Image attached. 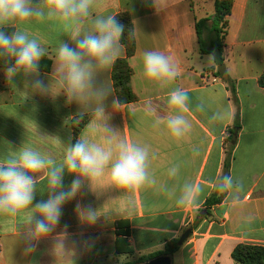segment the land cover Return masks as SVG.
<instances>
[{"label":"crops","instance_id":"1","mask_svg":"<svg viewBox=\"0 0 264 264\" xmlns=\"http://www.w3.org/2000/svg\"><path fill=\"white\" fill-rule=\"evenodd\" d=\"M159 4L157 12L152 0H97L94 13L116 16L127 12L131 16L136 50L129 65L137 100L111 104L112 98L117 99L113 65L99 73L98 83L102 81L111 89L108 111L121 136L149 147L150 171L157 183L127 194L111 187L85 188L64 205L60 224L40 238H33V225L26 214L0 215V264H133L140 257L163 251L188 229L192 234L170 257L172 264H236L232 253L238 245L264 247V88L258 84L264 72V0H233L223 50L225 73L221 75L234 86V94L216 74L219 67L214 59L199 52L195 23L214 13V1L159 0ZM17 27L41 39L51 64L49 71L40 70V74L51 91L46 96H33L26 86L16 91L5 79V67H0V160L29 146L59 163L63 147L55 144V138L65 145L73 142V119L88 118L86 126L91 118L84 105L67 101L55 72L59 43L72 42L63 27L52 21L33 20ZM146 51H161L177 66L178 75L168 87L161 88L144 77ZM125 57L124 49L118 59ZM26 79L17 77V85ZM176 88L189 96L185 115L193 125L180 140L171 137L164 125H156L155 116L146 111L151 102L158 115H166L169 93ZM199 104L203 111L197 110ZM220 109L228 110L231 117L222 123L211 122L212 114ZM236 120L239 127L236 142L230 143L229 174L243 182L241 202L231 207L225 203V195L202 219L206 201L217 192L215 182L223 175L226 153L230 152L226 139L229 130L236 129ZM175 165H179V173L171 178L168 172ZM73 178L65 172V186ZM36 179V200L47 199L45 174H37ZM186 180L201 184L203 192L195 205L180 207L168 193L175 187L179 195ZM130 198L134 200L132 209L128 207ZM77 202L90 203L98 210L95 224L79 219ZM117 222L129 226L131 256L117 253ZM30 247L34 249L31 252L27 251ZM125 247L121 245L122 250Z\"/></svg>","mask_w":264,"mask_h":264},{"label":"clouds","instance_id":"2","mask_svg":"<svg viewBox=\"0 0 264 264\" xmlns=\"http://www.w3.org/2000/svg\"><path fill=\"white\" fill-rule=\"evenodd\" d=\"M152 5L158 12L159 0H152ZM96 6L97 0H0V60L6 65L7 83L16 91L26 86L33 96L50 94V85L40 74V63L46 54L41 39L17 25L33 20L58 23L75 47L67 41L59 43L55 72L67 101L84 105L91 116L74 143L65 145L55 138V144L63 147L59 163L29 146H22L0 160V215L26 214L33 225V238L44 237L57 227L64 205L85 188L90 191L111 187L127 194L157 183L150 171L149 147L122 137L111 123L108 101L112 93L102 81L98 83L99 73L110 68L123 54L121 41L126 28L115 15L94 14ZM209 59H214V54H210ZM143 75L166 88L177 77L178 69L163 52L146 51ZM17 77L27 79L17 85ZM117 103V99H111L112 105ZM167 104L166 115H158L157 106L151 102L146 111L155 116L156 125L166 127L171 137L177 140L187 137L193 128L185 115L189 110L187 92L176 88L169 93ZM197 110L203 111V104L197 105ZM230 117L228 110L220 109L212 114L210 121L222 123ZM65 172L74 177L68 186L64 184ZM39 173H44L48 182L47 199L36 200ZM178 173L179 165H175L168 175L175 178ZM214 188L226 194L225 203L229 206L240 204L243 191L240 179L223 175L216 180ZM202 192L201 184L186 180L179 188V195L175 187L167 193L176 197L177 206L188 207L195 205ZM128 207H134L131 198ZM75 210L79 219L90 225L95 224L99 216L90 203L77 202ZM64 228L66 230L67 225Z\"/></svg>","mask_w":264,"mask_h":264},{"label":"trees","instance_id":"3","mask_svg":"<svg viewBox=\"0 0 264 264\" xmlns=\"http://www.w3.org/2000/svg\"><path fill=\"white\" fill-rule=\"evenodd\" d=\"M214 1V13L204 19L197 20L195 23L196 35L198 38L199 52L200 54H214V61L218 67L224 65L223 50L225 46V39L228 29V17L230 16L233 0H213ZM117 19L125 25L126 31L121 43L124 45L126 52L125 58H120L115 61L112 67V82L116 98L120 105H126L133 103L137 100L132 87V69L129 65V59L135 54L136 41L134 36V27L131 16L127 12L119 13ZM131 32L133 35L129 36ZM50 61L44 56L40 63V70L49 71ZM3 60H0V67H5ZM218 76H222L224 81L228 84V87L232 94L235 93V88L219 71L216 73ZM258 84L261 88H264V72L258 79ZM88 118L77 117L72 121V130L74 135L73 143L81 130L85 126ZM233 127L236 129L239 127L238 120L235 121ZM234 130H229V136L226 139V143L230 147V152L226 153V158L223 164V175L229 174L230 159L233 145H230ZM222 175V176H223ZM226 194L219 192L214 193L205 203V211L202 219H206L210 215V208L220 204L225 198ZM200 213V212H199ZM199 220V219H198ZM198 222H196V225ZM116 250L118 254L124 253L126 255H133V249L127 244V238L129 236V226L125 222L116 223ZM179 239H174L168 242L163 251H158L147 256L140 257L137 262L133 264H144L157 257L168 256L172 257L176 252L180 250L182 246L178 244ZM126 245L125 249H121V245ZM232 258L236 264H264V247L256 245H238L233 253Z\"/></svg>","mask_w":264,"mask_h":264},{"label":"water","instance_id":"4","mask_svg":"<svg viewBox=\"0 0 264 264\" xmlns=\"http://www.w3.org/2000/svg\"><path fill=\"white\" fill-rule=\"evenodd\" d=\"M219 72L221 74L225 73V66L224 65L219 67ZM237 132H238V129H235L234 130V135L232 137L233 144L236 142ZM191 234H192V230L191 229L186 230L182 234V236L179 238L178 244L180 246H182L189 239ZM144 264H172V260L168 256H161V257H157V258H155V259H153V260H151V261H149L147 263H144Z\"/></svg>","mask_w":264,"mask_h":264},{"label":"rangeland","instance_id":"5","mask_svg":"<svg viewBox=\"0 0 264 264\" xmlns=\"http://www.w3.org/2000/svg\"><path fill=\"white\" fill-rule=\"evenodd\" d=\"M185 231V230H184ZM175 264V263H174Z\"/></svg>","mask_w":264,"mask_h":264}]
</instances>
